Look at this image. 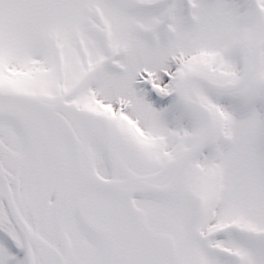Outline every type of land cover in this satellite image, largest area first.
Masks as SVG:
<instances>
[{"label": "snow or ice", "instance_id": "snow-or-ice-1", "mask_svg": "<svg viewBox=\"0 0 264 264\" xmlns=\"http://www.w3.org/2000/svg\"><path fill=\"white\" fill-rule=\"evenodd\" d=\"M0 264H264V0H0Z\"/></svg>", "mask_w": 264, "mask_h": 264}]
</instances>
